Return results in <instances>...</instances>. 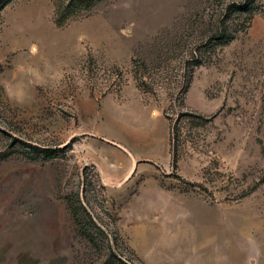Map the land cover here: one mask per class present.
<instances>
[{"label": "rangeland", "instance_id": "obj_1", "mask_svg": "<svg viewBox=\"0 0 264 264\" xmlns=\"http://www.w3.org/2000/svg\"><path fill=\"white\" fill-rule=\"evenodd\" d=\"M193 261L264 264V0H0V264Z\"/></svg>", "mask_w": 264, "mask_h": 264}, {"label": "trees", "instance_id": "obj_2", "mask_svg": "<svg viewBox=\"0 0 264 264\" xmlns=\"http://www.w3.org/2000/svg\"><path fill=\"white\" fill-rule=\"evenodd\" d=\"M53 6V25L63 27L68 21L89 13L102 0H49ZM47 158H51L47 156Z\"/></svg>", "mask_w": 264, "mask_h": 264}, {"label": "crops", "instance_id": "obj_3", "mask_svg": "<svg viewBox=\"0 0 264 264\" xmlns=\"http://www.w3.org/2000/svg\"><path fill=\"white\" fill-rule=\"evenodd\" d=\"M190 263H194V264H197V263H196V262H194V261H193V262H190Z\"/></svg>", "mask_w": 264, "mask_h": 264}]
</instances>
